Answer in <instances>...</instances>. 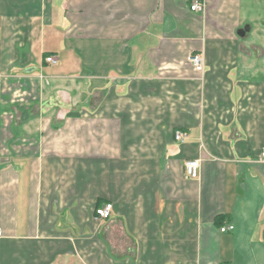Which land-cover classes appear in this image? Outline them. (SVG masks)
I'll return each instance as SVG.
<instances>
[{"label":"crops","instance_id":"1","mask_svg":"<svg viewBox=\"0 0 264 264\" xmlns=\"http://www.w3.org/2000/svg\"><path fill=\"white\" fill-rule=\"evenodd\" d=\"M193 1L0 0V264H264V0Z\"/></svg>","mask_w":264,"mask_h":264},{"label":"built area","instance_id":"2","mask_svg":"<svg viewBox=\"0 0 264 264\" xmlns=\"http://www.w3.org/2000/svg\"><path fill=\"white\" fill-rule=\"evenodd\" d=\"M203 4L200 0H194L191 4L192 11H200L203 10ZM190 62L194 65V67L199 71H204L205 69V61L204 57L201 54H193L189 58ZM46 61L50 63H57V59L55 56L50 55L46 57ZM187 134L182 129H177L175 131V140L179 142H183L186 138ZM186 174L188 178H197L199 176V167H200V160L198 159H190L186 162ZM113 210V203H107L103 206H99L96 208L95 212L96 215L100 218H109L111 216ZM234 224H226L225 226L221 227L222 232H228L234 230Z\"/></svg>","mask_w":264,"mask_h":264},{"label":"water","instance_id":"3","mask_svg":"<svg viewBox=\"0 0 264 264\" xmlns=\"http://www.w3.org/2000/svg\"><path fill=\"white\" fill-rule=\"evenodd\" d=\"M249 27H246V28H244V29H241L240 31H239V33L241 34V35H244L245 33H246V29H248Z\"/></svg>","mask_w":264,"mask_h":264}]
</instances>
